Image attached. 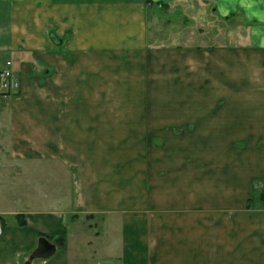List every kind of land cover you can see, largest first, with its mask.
Masks as SVG:
<instances>
[{"label":"crops","instance_id":"obj_1","mask_svg":"<svg viewBox=\"0 0 264 264\" xmlns=\"http://www.w3.org/2000/svg\"><path fill=\"white\" fill-rule=\"evenodd\" d=\"M191 2L0 0L21 82L0 96V264H264V0H205L212 41L164 46L150 20ZM180 81L202 107L162 108ZM147 85L154 108L113 107Z\"/></svg>","mask_w":264,"mask_h":264},{"label":"rangeland","instance_id":"obj_2","mask_svg":"<svg viewBox=\"0 0 264 264\" xmlns=\"http://www.w3.org/2000/svg\"><path fill=\"white\" fill-rule=\"evenodd\" d=\"M189 5H184L182 8L184 11L176 12L174 8H170L167 11L161 10L159 14L163 16L161 20L155 18L150 20L149 24L154 28L157 35V39L162 40L164 46L171 44H178L180 47L201 45L204 43H210L212 38L208 37V34H213L219 27L220 22L215 19H210L209 16L212 10L208 8L205 0H191ZM175 21L166 20L167 18L174 19ZM0 23L4 24V17L0 19ZM6 54L2 52L0 55V62L5 61ZM184 70H180V74ZM153 85H147L148 99L144 101L145 105L135 101H119L115 100L113 107L117 108H142L147 109L154 108V92ZM191 85L179 82L177 84H164L161 86V92L163 96L162 108H176L187 109L202 107V90L197 92ZM199 93V94H197ZM112 103V102H111ZM1 104V103H0ZM3 175V178L1 177ZM25 186V184H24ZM11 191V170L9 165H0V196H8Z\"/></svg>","mask_w":264,"mask_h":264},{"label":"built area","instance_id":"obj_3","mask_svg":"<svg viewBox=\"0 0 264 264\" xmlns=\"http://www.w3.org/2000/svg\"><path fill=\"white\" fill-rule=\"evenodd\" d=\"M20 87V78L14 71L13 62L11 60H6L4 65L0 68V96L17 92Z\"/></svg>","mask_w":264,"mask_h":264},{"label":"water","instance_id":"obj_4","mask_svg":"<svg viewBox=\"0 0 264 264\" xmlns=\"http://www.w3.org/2000/svg\"><path fill=\"white\" fill-rule=\"evenodd\" d=\"M54 39L56 40V41H60V39L55 35L54 36ZM44 246H45V248H48L49 250H54V248H55V245L54 244H52L51 242H49L48 240H43V242H42V246L40 247V250L39 251H41V253H43L44 252ZM43 251V252H42ZM45 253V252H44ZM34 258V256L32 257V259Z\"/></svg>","mask_w":264,"mask_h":264},{"label":"trees","instance_id":"obj_5","mask_svg":"<svg viewBox=\"0 0 264 264\" xmlns=\"http://www.w3.org/2000/svg\"><path fill=\"white\" fill-rule=\"evenodd\" d=\"M251 202H252V200L250 199V200H248V206H250L251 205ZM21 223H24V220H21L20 221ZM60 239V243L62 244L63 242H64V240H63V238H59Z\"/></svg>","mask_w":264,"mask_h":264}]
</instances>
